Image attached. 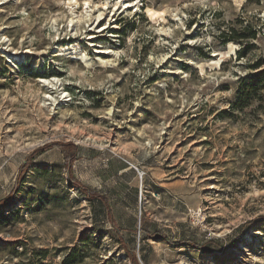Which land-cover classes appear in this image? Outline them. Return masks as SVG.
<instances>
[{
    "label": "rangeland",
    "instance_id": "374dc122",
    "mask_svg": "<svg viewBox=\"0 0 264 264\" xmlns=\"http://www.w3.org/2000/svg\"><path fill=\"white\" fill-rule=\"evenodd\" d=\"M73 1L0 0V264H264V0Z\"/></svg>",
    "mask_w": 264,
    "mask_h": 264
},
{
    "label": "trees",
    "instance_id": "16d2710c",
    "mask_svg": "<svg viewBox=\"0 0 264 264\" xmlns=\"http://www.w3.org/2000/svg\"><path fill=\"white\" fill-rule=\"evenodd\" d=\"M66 168H67V170H68L67 172H68V175H69V179H70V180H73V179H72V175H71V167H70V163L67 164ZM82 188H83V187H82ZM132 261L134 262V264H137V261H136L135 257H132Z\"/></svg>",
    "mask_w": 264,
    "mask_h": 264
},
{
    "label": "bare ground",
    "instance_id": "6f19581e",
    "mask_svg": "<svg viewBox=\"0 0 264 264\" xmlns=\"http://www.w3.org/2000/svg\"><path fill=\"white\" fill-rule=\"evenodd\" d=\"M73 2L75 3L76 1L74 0ZM100 16H101V15H100ZM90 36H91V35H90ZM233 45H234V44H233ZM233 49H234V48H233ZM233 49H232V50H233Z\"/></svg>",
    "mask_w": 264,
    "mask_h": 264
},
{
    "label": "built area",
    "instance_id": "2783aa9c",
    "mask_svg": "<svg viewBox=\"0 0 264 264\" xmlns=\"http://www.w3.org/2000/svg\"><path fill=\"white\" fill-rule=\"evenodd\" d=\"M140 175V174H139Z\"/></svg>",
    "mask_w": 264,
    "mask_h": 264
}]
</instances>
